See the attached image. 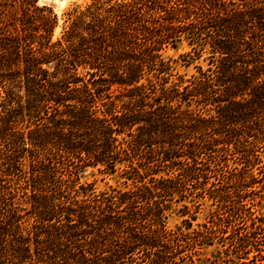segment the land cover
Instances as JSON below:
<instances>
[{"label":"trees","instance_id":"16d2710c","mask_svg":"<svg viewBox=\"0 0 264 264\" xmlns=\"http://www.w3.org/2000/svg\"><path fill=\"white\" fill-rule=\"evenodd\" d=\"M58 19L0 0V264H164L165 201L264 163V0H90L53 39ZM183 39L208 67L170 79L160 50ZM121 164L131 187L82 180ZM255 234L237 244L264 264Z\"/></svg>","mask_w":264,"mask_h":264},{"label":"rangeland","instance_id":"374dc122","mask_svg":"<svg viewBox=\"0 0 264 264\" xmlns=\"http://www.w3.org/2000/svg\"><path fill=\"white\" fill-rule=\"evenodd\" d=\"M89 1L38 0L39 5L52 6L59 17L53 39L61 34L65 12L74 5L84 6ZM189 50L190 45L185 39L177 43L175 47L171 43L165 44L160 50L162 59L170 65L169 73L172 75L170 79L179 75L184 76L185 79L190 78L192 74H196L197 65L208 67V61L204 59L206 53L187 63L183 54ZM256 149L258 150L256 153L264 156L262 148ZM229 157L233 158L232 155ZM227 163L231 167H219L217 171H211L207 179L206 187L216 188L220 182L222 183L219 192L215 189L217 195L222 194L221 199L210 190H205L204 196L201 197L188 195L181 200L177 197V199L165 201L170 205L165 211L166 226L175 232L179 245L175 253L164 264H256L254 260H249L254 252L248 248L241 249L237 244L236 235L240 232L245 233L248 227L256 228L255 235L259 242L263 243L260 247L264 255V163L261 162L251 169L247 167L238 175V178L235 174L238 170L236 166L239 167V164L231 158ZM119 166V170L112 174L100 172L99 165L87 166L82 180L95 182L97 190L109 186L122 189L131 187L134 181L123 172L124 165ZM161 174L165 172L161 171L157 176ZM250 175H253L255 179L253 180ZM200 190L202 188L198 185H188L186 194L197 193ZM184 204L188 205V212L182 213ZM205 225L213 228L212 233ZM197 231L203 233L198 234Z\"/></svg>","mask_w":264,"mask_h":264}]
</instances>
